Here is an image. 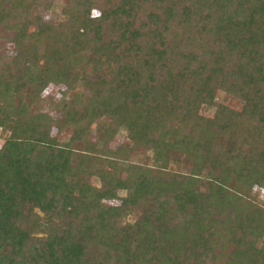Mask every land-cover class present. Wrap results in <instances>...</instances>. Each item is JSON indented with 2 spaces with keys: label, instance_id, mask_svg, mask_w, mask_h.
<instances>
[{
  "label": "trees",
  "instance_id": "trees-1",
  "mask_svg": "<svg viewBox=\"0 0 264 264\" xmlns=\"http://www.w3.org/2000/svg\"><path fill=\"white\" fill-rule=\"evenodd\" d=\"M53 5L0 0V264H264V0Z\"/></svg>",
  "mask_w": 264,
  "mask_h": 264
},
{
  "label": "rangeland",
  "instance_id": "rangeland-1",
  "mask_svg": "<svg viewBox=\"0 0 264 264\" xmlns=\"http://www.w3.org/2000/svg\"><path fill=\"white\" fill-rule=\"evenodd\" d=\"M64 4H65V0H54L53 7H51L50 9H47L44 12V18L45 19H52V20L60 19L61 18V16H60L61 15V8ZM98 14H99V11L97 9L92 10V15H98ZM12 47H13L12 44L5 43V53L11 54L12 53ZM62 88L63 87H61V86H56L53 84L48 85L46 90L42 93V98L39 101L40 108L45 110V111L52 112V114L56 115V112L52 108V105L54 103H57L59 101V99L61 98V93L59 90ZM77 90L81 91L82 90L81 86H79L77 88ZM217 100L219 102L225 103V104L232 106L234 108H237V109H240L242 107V104H243V102L238 97L227 95L225 92H219V94L217 96ZM201 113L205 116H209V117L213 116L215 113V108L213 106L202 105ZM93 126H95V125H93ZM52 134L58 135L57 129L54 128ZM7 135H8V132L7 131L4 132L3 129L0 127V147L5 142ZM67 136H68V134L64 133V134H61L59 137L61 140H66ZM91 138H92V140L97 142L99 148L102 147V142L97 139L95 134H92ZM126 141H128L127 131L125 128H120L117 131V134L114 136V138L108 143V148L111 150H116L118 145H120ZM149 159H151V156L150 157L148 155L146 156V153L144 151H139V150L133 151V154L130 157V160H132V161H141V162L148 161ZM155 165H158V163L155 162ZM90 181L95 185H99V179L95 176H92L90 178ZM202 189H204V190L207 189L206 178H204L202 180ZM123 194L124 193L122 192V195ZM252 195H253V197L258 198V200L264 201V188L263 187H255L252 191ZM256 245L259 248L264 249V235L257 240Z\"/></svg>",
  "mask_w": 264,
  "mask_h": 264
}]
</instances>
